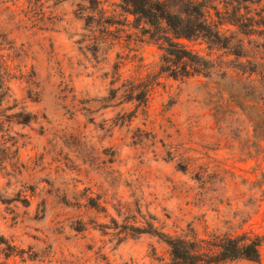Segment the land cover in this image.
<instances>
[{
  "label": "rangeland",
  "instance_id": "rangeland-1",
  "mask_svg": "<svg viewBox=\"0 0 264 264\" xmlns=\"http://www.w3.org/2000/svg\"><path fill=\"white\" fill-rule=\"evenodd\" d=\"M192 1L242 55L174 39L210 78L121 0H0V264H169L170 238L243 233L260 261L217 264H264V0Z\"/></svg>",
  "mask_w": 264,
  "mask_h": 264
},
{
  "label": "trees",
  "instance_id": "trees-1",
  "mask_svg": "<svg viewBox=\"0 0 264 264\" xmlns=\"http://www.w3.org/2000/svg\"><path fill=\"white\" fill-rule=\"evenodd\" d=\"M124 4L131 8L132 14L141 17L151 26L159 28L161 24H165L172 34L171 39H164V45L161 47L164 58L169 62L170 58L187 59L192 70L203 74L205 78L213 75V65L205 60L193 59L192 55H188L185 50H176L177 44L174 39L185 38L191 40L194 37H202L210 46L220 47L230 52L229 54L236 57H242L241 53H231L230 45L224 42L225 37L222 35L221 22L208 21L203 15L202 9L198 2L187 0L191 7H187L186 16L172 12L169 7L161 0H121ZM235 25L243 22L236 21ZM245 26V25H243ZM237 52V51H236ZM260 64H252L249 69L250 78L253 88H257V83L264 82V71L259 69ZM231 70L226 71L225 77H232ZM256 76V78H253ZM257 82V83H256ZM136 101L144 103L143 98H132ZM260 102L251 105V111L248 116L250 130V153L258 152L264 160V101L262 97ZM242 110V108H241ZM255 150H254V149ZM189 241L182 237L170 238L168 245L171 254V263L169 264H217L225 261L247 260L253 262L260 261L261 242L258 236L250 237L248 233L240 236H225L215 242Z\"/></svg>",
  "mask_w": 264,
  "mask_h": 264
}]
</instances>
